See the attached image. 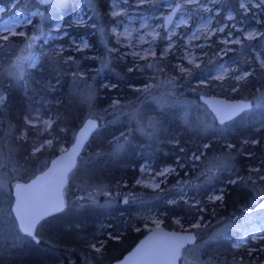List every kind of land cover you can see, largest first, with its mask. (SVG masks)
<instances>
[{"label":"trees","instance_id":"16d2710c","mask_svg":"<svg viewBox=\"0 0 264 264\" xmlns=\"http://www.w3.org/2000/svg\"><path fill=\"white\" fill-rule=\"evenodd\" d=\"M12 1L0 0V6L9 9ZM81 1L65 0L59 7H53L28 0L24 7L28 12L35 8L43 11L44 28L53 26L60 19L70 34L87 37L94 47L102 51L99 53L102 57L103 44L93 28L71 26L72 17ZM110 1L94 0L97 11L106 23L104 25L110 21ZM21 3H16L11 11L24 5ZM227 5L237 11L238 0H228ZM22 39L14 36L7 41L0 40V96L3 99L0 103V136L5 128L10 129L11 147L21 168L17 180H27L44 169L51 158L58 154L59 144L68 147L72 143L76 129L87 114V102L82 100L80 88L75 83L73 63L80 60V67L97 69L93 59L68 53L65 55H72L74 60L61 62L60 57L43 54L42 48L41 60L36 68L12 71L10 56L20 47ZM108 62L106 69L95 77L92 105L101 114L99 127L69 177L65 190L66 208L42 221L36 233L37 239L31 238L28 243L13 248L9 263L0 260L2 263L112 264L148 233L139 226L140 215L148 211L162 213L163 226L168 229H174V217H181L191 224L198 216L203 219L209 217L207 212L210 208L215 214L212 220L234 221L238 217L237 223H240L242 212L248 207L249 187L253 179L264 175V107L257 114L240 115L221 132L216 128L226 123L214 121L206 126L196 114L186 113L181 106L159 108L142 92L130 88L146 85L148 79L145 76L154 72H137L134 68L130 72L126 62L113 59ZM69 64L70 67H67ZM102 83L113 84L114 88L100 89ZM229 90L212 86L209 94L226 98H254L264 91V69H255L236 91ZM108 94H116L119 104L105 103L104 97ZM113 106L116 110L129 106L131 112L111 119L109 115L115 117L112 114ZM36 111L55 114L51 127L52 144L38 150L37 144L28 137L31 135L30 127L25 123V118ZM150 120L154 121L153 125H149ZM23 131L26 139L17 140ZM252 141L258 143L252 144ZM222 143L232 145L229 152L233 166L229 173L226 170L218 173L211 185L224 187L221 201L210 206L205 202L192 206L182 200L169 204L168 201L178 197L173 190H168L165 185L164 192L151 190L136 183L139 167L145 160L159 167L177 164L176 159L185 162L191 153L201 159L212 158L224 152ZM204 145L207 146L203 148ZM254 165L259 170L257 174L246 169ZM179 173L182 175L183 170ZM234 178L235 183H230ZM258 183H264V179ZM255 206L249 205L251 212H257L258 207ZM258 227L264 232V216ZM240 238L238 231L228 228L224 234L206 243L202 250L205 264H264V248L258 250L264 244L260 241L249 242L247 247L257 249L253 262V256H246L244 248H233ZM98 241H103L99 252L91 248Z\"/></svg>","mask_w":264,"mask_h":264},{"label":"rangeland","instance_id":"374dc122","mask_svg":"<svg viewBox=\"0 0 264 264\" xmlns=\"http://www.w3.org/2000/svg\"><path fill=\"white\" fill-rule=\"evenodd\" d=\"M19 1L24 5H19L17 9L11 11V9ZM27 1L28 0H13L9 9H6L5 6H0V8L5 9L3 13H0V24L8 21L10 25L8 31H4L2 28H0V37L3 35H8L9 39L14 36L23 38L20 47H18L17 50L10 56V69L12 71L20 72L26 67L30 69L36 68L41 60L42 54L40 51H42V48H44L43 54L53 57H60L61 62H69L67 59L69 56L65 55L68 53L79 54L83 58L93 59L97 69H85L80 67V60L74 62L72 66L74 68L73 75L75 76V83L80 88L82 100L87 102V114L83 120L91 117L97 119L99 124L98 119H101V114L98 113L97 108L92 105L96 84L95 77L97 74L102 73L103 70L106 69L109 63L108 61L111 59L120 62H126V64H128L127 66L132 69L134 68L137 70V72H154V74L151 73L150 75L145 76V78L148 79L146 85L130 86V88L142 92L146 99L156 104L159 108L181 106L182 110L186 113L191 112L196 114L199 120L206 126L210 125V122H214L215 120L206 105L200 101V95L218 96L214 93L209 94L210 87L212 86L213 88H220L222 86L226 90L230 89L229 91L233 92V86L238 88L240 83L247 79L246 78L242 81H236L235 79L231 78V75L229 74L225 76L224 81H218L211 79L209 77V73H211L213 77L217 76L221 74V69L224 67H228L229 69H237L238 74H242L245 71L252 74L255 69H264V67H261L260 63V60L264 59V56L260 55L261 52H264V38L261 37H257L253 41L245 42L247 45L254 44L255 47H245L244 45L235 44L225 46L224 44L216 41V36L214 35L212 39L216 42L212 45V47H206L203 50V52H206L207 55H204L200 49H190V51L199 55L197 63L200 66L196 67L194 64H188L187 59H185L183 60V64L187 68L186 73H181L177 67V65L181 63L180 57L183 55V48L178 49L175 55L168 56L161 64L155 63V60L159 58V50H157L156 58L149 57L147 61L140 60L138 57L131 55L133 51H140L141 48L149 47V45L143 43V40H151L150 36L145 35V30L140 29V22L147 18L151 23H157V21L151 20L153 15L161 17L162 14L169 13L171 11V9L163 2V0H161V2L156 5H149L146 3L139 6H137L136 0H131V7L128 9L130 15L125 18V24L131 29H139L140 32L138 35L136 31H133L132 36L128 40H124V46L116 43V36L112 33V26L115 23V20L121 18H113L110 14L112 9V0L110 1L108 15L110 17V21L107 22L108 25H104L106 23L97 11L94 0L92 4L89 3V0H82L81 5L76 9L72 17L71 26L73 28H83L86 26L93 28L96 34L100 37V41L103 44L104 55L102 57L99 56V53H102V51H100L98 47H94L87 37L83 35L70 34L67 31V26L62 25L60 19L53 26L44 28L42 17L43 11L38 8L32 9L29 12L26 11L24 6ZM64 1L65 0H53V2L49 5H52L53 7H59ZM177 3L184 4L185 0H177ZM227 3L228 0H220V2L215 5H208V7L212 9V23L209 24L207 28L204 27V24L207 23L205 17H207L208 14L203 13L202 10L196 12L195 6L186 5V7L196 13L193 16L189 27H191L193 30L199 27L202 33H208L211 31L212 27L216 26L217 21H219L221 24L231 25L235 23L237 27H250L264 30V10L259 8H251L250 11L245 14L244 10L239 8L240 0H238L237 11H233V9L229 7L230 5H227ZM116 10L122 11L123 9L117 8ZM223 10L225 11L223 12ZM230 12L232 15L236 16L235 21H229L227 19V16ZM254 13L255 15H253ZM24 17H27L31 23H27V21H25L23 25L17 27V18L23 19ZM78 17H83V21L78 22ZM257 20H260L261 23L257 24ZM129 21H131V23H129ZM159 22L162 23L163 21L160 20ZM13 31L17 33L23 31L25 35H12L11 33ZM118 31L123 32L124 28H120ZM178 31L184 33L187 32V29L182 26V28ZM233 31H235V29H233ZM187 34L190 35V32H187ZM240 34L242 35V33ZM33 35L37 37L36 43L31 48L26 49L28 39ZM50 36L55 38L48 39ZM141 36L143 37V40L140 38ZM74 41L76 44H78L80 41H86L89 47L83 51H75L74 48L76 47V44L73 43ZM176 41L178 43H188L185 35H178L176 37ZM130 42L137 44V47H129L128 44ZM203 42V35H201L199 39H193L191 41L192 44ZM114 47L118 50L113 51L112 49ZM225 47L230 48L231 51H221V49H224ZM22 55H27L29 58L20 64V66H17V59ZM70 56L73 58L72 55ZM257 57H260V59H257ZM72 60H74V58ZM149 62H151L153 66L150 67ZM67 67H70V64ZM161 68H163V71L160 70ZM202 79H207L208 82L201 84L200 81ZM169 81H171V83ZM201 86L207 88L203 89ZM105 87L107 90H112L114 85L102 83L100 89ZM243 99H248L251 101V109L245 112V116L251 113L257 114L259 113V110L264 107V91L257 94L254 98ZM2 100L3 99H0V103ZM104 101L105 103L110 101L111 104H119L118 102L120 100L116 94H108L106 97H104ZM114 106L112 107V114L115 117L113 118L109 115V118L111 119L117 118L122 113L127 115L126 113L131 112L129 106L119 110H116V107ZM45 121L48 123H45ZM54 121L55 114L49 111H36L25 118V123L30 127L31 132V135L28 137L30 138L31 142L37 144L36 150L42 148L43 146H50L52 144H48V141H53L51 138V127ZM153 123L154 121L150 120L149 125H153ZM229 123L230 122H227L224 125H219L216 129L223 132L227 129V127H229ZM10 132L11 131L9 128H5L4 133L2 136H0V260L6 261L7 263H9V255L12 254V249L28 243L31 239V237H27L18 230L16 221L11 212V205L13 202L12 189L14 184L18 181H27L28 179H16L20 174L21 168H19L16 163V154L15 151L12 150L13 147H11L13 144L11 145L12 141L11 136L9 135ZM25 136L26 133L23 131L19 136H17V140L24 141V139H26ZM222 145L225 147L224 152L212 158L201 159V157L198 156L199 158L196 159L194 157H197V155H193V153H191L188 155L185 162L176 159L175 162H177V164H168L159 167H156L154 162L145 160L139 167V177L137 178V181H140V183L137 181L136 183L142 187L160 191L166 190L163 189V186L165 185L168 190H173L174 194H178V197L173 199L174 201L182 200L186 204H190L192 206H195L201 202H205V204L210 206L211 203L214 202L210 200L209 197L212 195H221L223 199L222 192L224 190L223 186L216 188L211 185L216 179L218 173L225 170L227 173H229L233 166L232 155L229 152V149L232 148V145L230 143H222ZM229 145H231V147H229ZM206 146L207 145H204L203 148ZM66 148L67 147L64 145L59 144L58 153L64 151ZM165 168L172 169V171L166 177H153L154 173L162 171ZM246 169L253 174H257L256 170L258 168L255 165L252 167L247 166ZM180 170H183L182 175L179 173ZM261 176L264 175H259L257 179H253L252 185L249 187V203L247 209L242 212L240 223H237V220H239L238 217H235L234 221H227L224 219L212 220L215 214L212 212L211 208L207 212L209 217L207 216V218L203 219L202 216H198L192 221L191 224L185 222L181 217L173 218L172 222L175 225L174 230L192 232L196 236V242L194 244L187 245L182 249L178 264H205V260L202 259V250L204 249L206 243L213 241L217 237L224 234L228 228L238 231L241 236V238L236 242L240 243L241 247L233 248H244L243 250L246 252V256H253V259L251 260H256L257 255L254 252H257V249L247 246L250 245L249 242L256 243L260 241L264 244V238H262L264 237V232L258 227L259 221L262 219V216H264V208H258L257 212H251L250 210L252 208L249 207V205H256L255 207H257V205L260 203L259 200L264 198V183H258L259 180H263L260 178ZM160 180H163V183L160 184V188H154L152 185ZM233 181H236V179L234 178L232 181H230V183H233ZM92 197L95 199V196ZM200 210L203 212L205 211L203 208H200ZM139 219L141 222L139 225L140 228H143L147 231L158 227H164L163 214L158 213L157 211L145 212V214L140 215ZM196 223H199V227L192 226ZM41 224L36 228V233L39 232V227ZM99 242L100 241L96 243L97 247H100ZM91 248L95 250L92 245ZM263 248L264 245H260L258 250H262ZM0 264H5V262H1Z\"/></svg>","mask_w":264,"mask_h":264},{"label":"snow or ice","instance_id":"6c2138e0","mask_svg":"<svg viewBox=\"0 0 264 264\" xmlns=\"http://www.w3.org/2000/svg\"><path fill=\"white\" fill-rule=\"evenodd\" d=\"M50 0H39V3H49ZM161 0H136L137 6L143 5V4H149V5H156L159 4ZM163 2L171 9L169 13H164L161 15V17H157L153 15L151 17L152 21H157V23H151L148 21L147 18H145L144 21L140 22V29L145 30V35H148L151 37V40H143V37L140 38L143 40L144 44L149 45V47L141 48L140 51H133L131 55L134 57H138L140 60H148L149 57L156 58L157 57V50H159V58L155 60L156 64H161L165 61V59L170 55H175L176 51L180 48H183V55L180 57L181 63L177 65L179 68V71L181 73H186L187 68L183 64V60L187 59L188 64H194L196 67H199L200 65L197 63V60L199 59V55L196 53H193L190 51L191 48H197L200 49V51L207 55L206 52H203L204 48L206 47H212V45L218 41L221 44H224L225 46L230 44L235 45H244L245 47H255V45H247L245 44L246 41H253L257 37L264 38V30L256 29V28H243V27H237L235 23L229 25V24H221L219 21H217L216 26L211 28V31L208 33H202L201 29L199 27L195 28L194 30L189 27L191 24V21L193 19V16L196 14L191 9L186 7V5H193L195 6L196 12L203 11V13H207L208 16L205 17L207 20V23L204 24V27L207 28L209 24L212 23L211 13L212 9L208 7L209 4L215 5L220 2V0H185L184 4L177 3V0H163ZM89 3L92 4L93 0H89ZM131 7V0H112V9L110 14L113 18L121 17L120 19L115 20V23L112 26V33L116 36V43L120 44L121 46H124V40H128L132 36V32L136 31L139 35L140 30L139 29H131L127 27L125 24V18H127L130 13L128 9ZM117 8H122V11H117ZM239 8L244 10V13L247 14L251 8H259L261 10H264V0H240ZM5 11L4 8H0V13H3ZM235 11V9H233ZM35 14V13H34ZM255 15V13L253 14ZM83 17H78V22L83 21ZM227 19L229 21H235L236 16L232 15L231 12L228 14ZM162 20L163 22L160 23L159 21ZM27 21V23H31L30 20L27 19V17H24L23 19L17 18L16 26L19 27L23 25ZM131 23V21H129ZM257 24L261 23L260 20L256 21ZM9 22L5 21L3 24H0V28H2L4 31H8L9 29ZM182 26L187 29V32H190V35L187 34V32L181 33L180 30ZM124 28L123 32L118 31V29ZM235 29V31H233ZM242 33V35L240 34ZM12 35H20L24 36L25 33L23 31H20L19 33L13 31L11 33ZM219 34V35H216ZM178 35H185L187 38L188 43L184 44L183 42L178 43L176 41V37ZM203 35L204 42L198 43V44H192L191 41L193 39H199L200 36ZM216 36V41L212 39L213 36ZM55 37H48V39H54ZM123 38V39H122ZM0 39H3L4 41H7L9 39L8 35H3L0 37ZM37 37L35 35L31 36L28 39V44L26 45V49L31 48L36 43ZM76 44V42H73ZM129 47L135 48L137 47V44L135 43H129ZM89 47L88 43L86 41H80L78 44H76V47L74 48L75 51H83ZM25 49V50H26ZM113 51H116L115 47L112 49ZM221 51H231L230 48L225 47L224 49H221ZM261 56H264V52H261ZM29 57L27 55H22L18 57L17 59V66H20L25 60H27ZM69 61L73 58L69 56L67 58ZM257 59H260V57H257ZM261 67H264V59L260 60ZM149 66H153L151 62H149ZM132 68H129L128 71H132ZM163 71V68L160 69ZM231 75V78L235 79L236 81H242L248 78L251 73L245 71L242 74H238L237 69H229L228 67H224L221 69V74L217 76H212L211 73H209V77L214 80L218 81H224L225 76ZM171 83V81H169ZM201 84L207 83V79H202ZM233 91H236V86L232 87ZM2 99V97H0ZM230 112L226 114H222L220 111L217 112L218 118L220 119V123H225L226 120L231 119L232 116L236 115L237 112L247 109L250 107L248 104L244 105H228L226 106ZM45 123H48L45 121ZM88 123L92 126H95L94 120H89ZM52 141L49 140L48 144H51ZM247 143V141H245ZM252 143H258V141H252ZM231 147V145H229ZM198 159L199 157H194ZM172 169L165 168L162 171L156 172L153 174V177H166ZM259 171V170H256ZM59 181L62 183L63 177H64V171H61L59 174ZM261 179H264V176L260 177ZM140 183V181H137ZM163 183V180H160L158 182H155L152 186L156 189L160 188V184ZM235 183V181H233ZM210 200L213 202L222 200L221 195H212L209 197ZM169 204H174L176 201L170 200L168 201ZM261 208H264V204L260 205ZM202 210V209H201ZM16 218L20 221V231L24 233L27 237H31L35 239L34 229L37 227V224L39 221L43 218V215L45 213L41 212L38 208L31 207L23 197L19 198L17 200V206H16ZM193 227H199V223L193 224ZM264 238V237H262ZM100 247L96 246V243H93L92 247L96 251H100V249L103 247V241L99 242ZM178 247V246H177ZM235 248H240V243H236L233 245Z\"/></svg>","mask_w":264,"mask_h":264},{"label":"water","instance_id":"95a60500","mask_svg":"<svg viewBox=\"0 0 264 264\" xmlns=\"http://www.w3.org/2000/svg\"><path fill=\"white\" fill-rule=\"evenodd\" d=\"M35 1L39 3V0ZM52 2L53 0H50L49 3L39 4L49 5ZM199 99L206 105L218 124L221 123L217 112L220 111L222 114L229 113L230 110L226 107L228 105L248 104L250 107L237 112L236 115L226 120L225 123L236 119L251 109V101L243 98L200 95ZM89 120H94L95 126L90 125L88 123ZM98 127L97 119L91 117L84 119L76 129L72 143L64 151L54 156L44 170L36 173L27 181H18L14 184L12 189L13 202L11 212L19 231L20 221L16 218L15 209L17 200L21 197L31 207L38 208L41 212L45 213L37 224V227L43 220L62 212L66 208L64 191L69 181V175L76 168L79 157ZM61 171H64L62 183L59 181L58 175ZM262 204H264V198L257 207L261 208L260 205ZM36 228L34 229L35 237ZM195 242L196 236L192 232L158 227L148 231L129 252L112 264H178L182 249Z\"/></svg>","mask_w":264,"mask_h":264},{"label":"bare ground","instance_id":"6f19581e","mask_svg":"<svg viewBox=\"0 0 264 264\" xmlns=\"http://www.w3.org/2000/svg\"><path fill=\"white\" fill-rule=\"evenodd\" d=\"M261 202V201H260ZM258 206V205H257Z\"/></svg>","mask_w":264,"mask_h":264}]
</instances>
